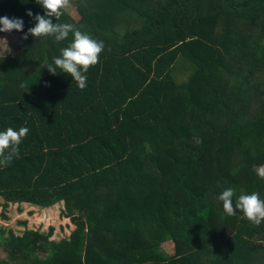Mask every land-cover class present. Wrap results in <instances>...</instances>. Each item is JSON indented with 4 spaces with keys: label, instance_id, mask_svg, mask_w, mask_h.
Listing matches in <instances>:
<instances>
[{
    "label": "trees",
    "instance_id": "obj_1",
    "mask_svg": "<svg viewBox=\"0 0 264 264\" xmlns=\"http://www.w3.org/2000/svg\"><path fill=\"white\" fill-rule=\"evenodd\" d=\"M70 2L80 19L63 8L56 21L104 44L84 88L44 68L71 33L0 57V130L28 128L0 164V207L64 202L75 229L11 233L3 264H264V219L217 199L227 187L264 199V0ZM26 10L43 14L0 0V16L24 21L1 34L32 27Z\"/></svg>",
    "mask_w": 264,
    "mask_h": 264
},
{
    "label": "clouds",
    "instance_id": "obj_2",
    "mask_svg": "<svg viewBox=\"0 0 264 264\" xmlns=\"http://www.w3.org/2000/svg\"><path fill=\"white\" fill-rule=\"evenodd\" d=\"M43 9V14L33 16L31 10H26L25 15L34 20L32 27L23 32L22 39L29 35L33 38L42 36H54L56 41L64 40L71 33V41L66 47L60 49V54L54 56L51 62L44 68L50 74H68L79 88L86 86V73L90 66L98 62V57L104 48L103 41L93 38L87 32H82L71 23H59L56 18L61 15V10L66 7V0H36ZM55 18V22H53ZM24 21L21 17L0 16V33L21 32ZM4 41L3 39H0ZM59 70V71H58ZM28 128L6 127L0 130V164L10 162L14 155L18 154V145L27 134ZM257 175L264 178V165L257 167ZM234 197V189L225 188L219 193L217 199L222 202L223 211L231 216L234 210H240L247 220L259 224L264 219V199L257 192H241Z\"/></svg>",
    "mask_w": 264,
    "mask_h": 264
},
{
    "label": "rangeland",
    "instance_id": "obj_3",
    "mask_svg": "<svg viewBox=\"0 0 264 264\" xmlns=\"http://www.w3.org/2000/svg\"><path fill=\"white\" fill-rule=\"evenodd\" d=\"M65 9L75 19H80V15L75 5L70 0H66ZM22 35L18 33L1 34L0 39V57L15 54L21 47L24 46L26 39L21 38ZM186 60H181L176 64L175 77L179 82H184L188 79L192 70L186 65ZM2 200L0 199V206ZM2 208L0 207V264L7 259V253L3 247V241L10 237L11 233L16 236H21L26 229L40 230L44 233H49L54 229L52 239L60 241L68 238L75 225L69 218L64 217L65 211L64 202L58 203L50 208H41L29 204H11L2 216ZM164 251L172 253L174 247L171 243L164 244ZM11 264L10 262H8Z\"/></svg>",
    "mask_w": 264,
    "mask_h": 264
}]
</instances>
